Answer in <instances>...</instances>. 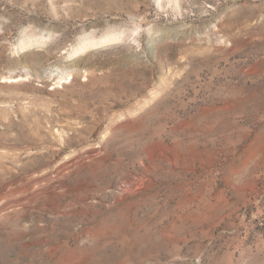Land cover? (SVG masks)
Masks as SVG:
<instances>
[{"label":"rangeland","instance_id":"374dc122","mask_svg":"<svg viewBox=\"0 0 264 264\" xmlns=\"http://www.w3.org/2000/svg\"><path fill=\"white\" fill-rule=\"evenodd\" d=\"M0 264H264V0H0Z\"/></svg>","mask_w":264,"mask_h":264},{"label":"bare ground","instance_id":"6f19581e","mask_svg":"<svg viewBox=\"0 0 264 264\" xmlns=\"http://www.w3.org/2000/svg\"><path fill=\"white\" fill-rule=\"evenodd\" d=\"M100 43V42H99ZM66 80L68 79L67 77L65 78ZM60 81V80H59ZM59 84V82H57Z\"/></svg>","mask_w":264,"mask_h":264}]
</instances>
